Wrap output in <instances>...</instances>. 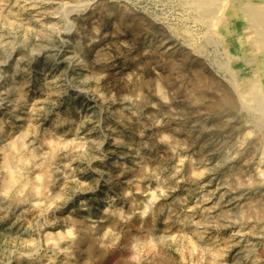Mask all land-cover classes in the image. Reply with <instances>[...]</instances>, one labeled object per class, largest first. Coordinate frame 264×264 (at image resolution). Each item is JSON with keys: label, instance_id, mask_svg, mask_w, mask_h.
<instances>
[{"label": "rangeland", "instance_id": "374dc122", "mask_svg": "<svg viewBox=\"0 0 264 264\" xmlns=\"http://www.w3.org/2000/svg\"><path fill=\"white\" fill-rule=\"evenodd\" d=\"M222 1L0 0V264H264V82Z\"/></svg>", "mask_w": 264, "mask_h": 264}, {"label": "bare ground", "instance_id": "6f19581e", "mask_svg": "<svg viewBox=\"0 0 264 264\" xmlns=\"http://www.w3.org/2000/svg\"><path fill=\"white\" fill-rule=\"evenodd\" d=\"M220 6L216 10L209 7L213 15V33L226 46L229 57L233 58L236 53L247 57L250 66L247 70L238 68V87L244 95L258 96L259 87L264 82V0H223ZM254 73L256 81L251 77ZM198 92V96H202L203 92ZM225 94L224 101L227 103L229 97ZM210 103L213 108L214 103Z\"/></svg>", "mask_w": 264, "mask_h": 264}]
</instances>
